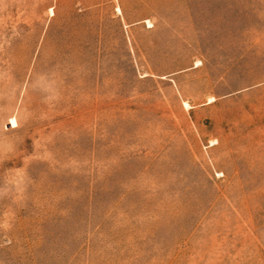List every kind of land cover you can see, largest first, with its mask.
Returning <instances> with one entry per match:
<instances>
[{
	"label": "rangeland",
	"instance_id": "obj_1",
	"mask_svg": "<svg viewBox=\"0 0 264 264\" xmlns=\"http://www.w3.org/2000/svg\"><path fill=\"white\" fill-rule=\"evenodd\" d=\"M0 264H264V0H0Z\"/></svg>",
	"mask_w": 264,
	"mask_h": 264
},
{
	"label": "snow or ice",
	"instance_id": "obj_2",
	"mask_svg": "<svg viewBox=\"0 0 264 264\" xmlns=\"http://www.w3.org/2000/svg\"><path fill=\"white\" fill-rule=\"evenodd\" d=\"M14 123V122H13Z\"/></svg>",
	"mask_w": 264,
	"mask_h": 264
}]
</instances>
